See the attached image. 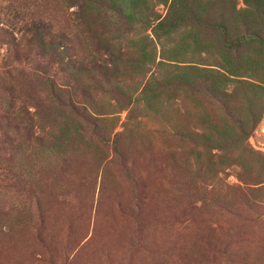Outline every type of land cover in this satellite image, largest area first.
<instances>
[{"label":"rangeland","instance_id":"1","mask_svg":"<svg viewBox=\"0 0 264 264\" xmlns=\"http://www.w3.org/2000/svg\"><path fill=\"white\" fill-rule=\"evenodd\" d=\"M214 22L264 0H0V264H264V48Z\"/></svg>","mask_w":264,"mask_h":264},{"label":"trees","instance_id":"2","mask_svg":"<svg viewBox=\"0 0 264 264\" xmlns=\"http://www.w3.org/2000/svg\"><path fill=\"white\" fill-rule=\"evenodd\" d=\"M68 1L70 2V4H73L74 6L78 7V9L83 10L85 9V5L91 0H68ZM202 26L217 34L219 38V42L225 51H239L247 44H255L260 48H264V38L257 32L245 31L239 35L230 36L227 27L221 22L205 23L202 24ZM26 27H27V32L32 33L34 35H40L41 31L46 32V29L48 30V28L41 26L38 23L37 24L33 23L30 26L26 25ZM0 31H2L4 34H9V36L11 35L10 34L11 32L9 33L7 28L6 29L1 28ZM11 38L13 39L12 35ZM206 88L208 89V86ZM209 89L212 93L217 94V91H215L216 88L213 85H210ZM113 145L115 147L116 154L119 157H121V154L116 149L117 142L114 141ZM217 256L220 257L221 255H217ZM227 256L231 257L232 255L228 254ZM214 257L216 256L213 255V258Z\"/></svg>","mask_w":264,"mask_h":264}]
</instances>
